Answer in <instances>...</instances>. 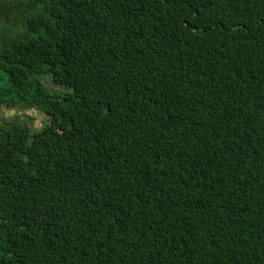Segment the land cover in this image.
<instances>
[{
    "label": "trees",
    "instance_id": "trees-1",
    "mask_svg": "<svg viewBox=\"0 0 264 264\" xmlns=\"http://www.w3.org/2000/svg\"><path fill=\"white\" fill-rule=\"evenodd\" d=\"M0 264H264V0L0 1Z\"/></svg>",
    "mask_w": 264,
    "mask_h": 264
},
{
    "label": "rangeland",
    "instance_id": "rangeland-1",
    "mask_svg": "<svg viewBox=\"0 0 264 264\" xmlns=\"http://www.w3.org/2000/svg\"><path fill=\"white\" fill-rule=\"evenodd\" d=\"M0 1H2V2L5 1L6 2V1H9V0H0ZM42 84H43V86L45 88L49 89V91L56 92L58 94H64L67 91L66 89H64L62 87L48 84V81H47V78L46 77H43L42 78ZM2 113L5 116H9V115H11L13 113V111L7 109V110H3ZM26 113L28 115H33V112L32 111H26ZM37 123L38 122L35 121V125H37Z\"/></svg>",
    "mask_w": 264,
    "mask_h": 264
}]
</instances>
